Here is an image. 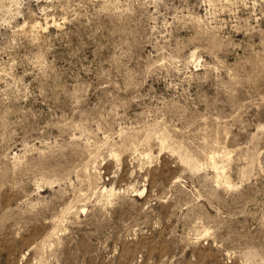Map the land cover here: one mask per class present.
<instances>
[{"label":"rangeland","instance_id":"rangeland-1","mask_svg":"<svg viewBox=\"0 0 264 264\" xmlns=\"http://www.w3.org/2000/svg\"><path fill=\"white\" fill-rule=\"evenodd\" d=\"M0 264H264V0H0Z\"/></svg>","mask_w":264,"mask_h":264}]
</instances>
